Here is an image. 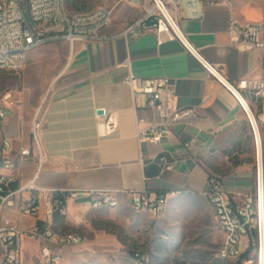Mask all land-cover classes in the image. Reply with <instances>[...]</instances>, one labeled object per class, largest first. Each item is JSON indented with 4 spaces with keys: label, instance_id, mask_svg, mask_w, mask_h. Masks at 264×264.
<instances>
[{
    "label": "crops",
    "instance_id": "1",
    "mask_svg": "<svg viewBox=\"0 0 264 264\" xmlns=\"http://www.w3.org/2000/svg\"><path fill=\"white\" fill-rule=\"evenodd\" d=\"M190 2L179 11L181 28L190 43L229 81L259 78L264 48L238 50L228 32V22L231 14L244 22L263 20L264 0H196L195 6L193 0ZM101 4V0H67L66 8L70 14H80ZM114 14L109 34L120 32L139 18L142 9L123 4ZM131 74L169 78L177 106L194 110L195 116L173 125L169 136L140 144L138 128L159 121L160 115L125 82ZM50 86L53 96L45 140L51 159L43 165L38 185L66 193L68 215L57 212L52 220L57 236L80 235L77 230L81 223L95 212L90 208L96 197L93 191H118L119 204L108 208L111 210L132 208L130 190L168 194L169 200L182 193L203 194L212 176L224 180L236 205L241 206L255 192L258 149L246 110L169 32L148 31L130 43L123 38L77 43L47 89ZM247 97L260 129L264 160V109L253 94L247 92ZM4 109L7 115L0 121V145L4 138L13 144L11 157L16 160L18 178L10 187L17 189L27 185L37 171L35 158L21 154L32 148V117ZM100 110L107 120L112 118L117 123L110 135H103L98 126ZM161 155L170 162L164 171L158 164ZM0 173L8 175L11 171L0 168ZM24 195L30 197L31 193ZM43 203L42 199L35 214L7 210L6 215L17 219L23 230L37 225L43 232L47 228ZM29 244H34L41 257L38 242L24 236L23 264ZM49 246L65 255L73 245L51 241Z\"/></svg>",
    "mask_w": 264,
    "mask_h": 264
},
{
    "label": "built area",
    "instance_id": "2",
    "mask_svg": "<svg viewBox=\"0 0 264 264\" xmlns=\"http://www.w3.org/2000/svg\"><path fill=\"white\" fill-rule=\"evenodd\" d=\"M66 1L0 0V71L12 72L22 77L27 55L39 47L54 42H67L72 55L77 43L88 44L114 38H123L130 43L138 40L148 31L169 32L172 39L178 40L218 82L236 96L252 123L258 149L255 192L249 195L241 206L236 205L231 193L226 189L224 180L212 176L203 194L207 197L214 210L218 226L224 233L222 245L217 252L218 257L237 263L253 245L260 260L264 250V160L263 153L260 160V148L262 150L260 129L249 106L247 92L253 94L264 109V60L259 78H242L237 83L226 79L221 69L208 62L190 43L181 28L179 11L183 6L191 5L190 0H101L100 7L80 14H70L66 8ZM193 1L195 6L196 0ZM122 4L140 8L142 14L120 32L109 34L107 30L113 22L115 10ZM228 32L233 45L240 51L264 48V19L244 22L231 14ZM125 82L133 88L136 96L145 97L147 106L158 111L160 115L159 121L138 128L140 144L169 136L173 125L195 116L194 110L177 106L172 81L167 77L139 78L131 74ZM52 96L53 87L50 86L43 93L32 116V148L22 150L21 154L35 158L37 171L24 187L17 189L10 187V183L18 178L16 160L11 157L13 144L11 140L4 138L0 145V168L11 171L8 175L0 173V264H23L24 236H30L38 242L41 264H59L64 258L61 251L51 249L49 246L51 241L70 246L84 242V238L78 234L56 235L52 220L57 212L64 216L68 215L66 193L59 189H43L38 185L42 167L51 159L46 148L45 133ZM6 115L7 111L1 108L0 118L3 119ZM97 123L103 135H110L117 128L115 120L112 118L107 120L105 113L97 114ZM158 164L163 171L170 167L166 155L159 157ZM260 166L262 186L259 176ZM26 191L31 193L30 197L24 195ZM92 193L96 197L90 204L91 209L113 208L119 204L118 191L105 190ZM128 193L131 195V206L134 210L146 212L153 217H160L168 205V194L151 193L147 189L130 190ZM42 199L47 222V228L43 232L37 225L23 230L17 219L6 215L7 210H17L23 215L38 213ZM249 262L251 261L246 259L243 264Z\"/></svg>",
    "mask_w": 264,
    "mask_h": 264
},
{
    "label": "rangeland",
    "instance_id": "3",
    "mask_svg": "<svg viewBox=\"0 0 264 264\" xmlns=\"http://www.w3.org/2000/svg\"><path fill=\"white\" fill-rule=\"evenodd\" d=\"M69 51L67 42L47 44L27 55L22 77L0 71V109L17 110L31 119ZM77 232L84 242L71 246L59 264H239L218 257L224 233L207 197L199 193L174 196L160 217L131 207L98 209ZM251 246L249 264H260ZM24 264H41L34 244L26 246Z\"/></svg>",
    "mask_w": 264,
    "mask_h": 264
},
{
    "label": "bare ground",
    "instance_id": "4",
    "mask_svg": "<svg viewBox=\"0 0 264 264\" xmlns=\"http://www.w3.org/2000/svg\"><path fill=\"white\" fill-rule=\"evenodd\" d=\"M260 153H261V148H260ZM260 160H261V154H260ZM260 183H261V186H262V169H261V166H260ZM259 263L260 264H264V250L262 251V255H261V259L259 260Z\"/></svg>",
    "mask_w": 264,
    "mask_h": 264
},
{
    "label": "trees",
    "instance_id": "5",
    "mask_svg": "<svg viewBox=\"0 0 264 264\" xmlns=\"http://www.w3.org/2000/svg\"><path fill=\"white\" fill-rule=\"evenodd\" d=\"M246 259H248V253L243 255L242 259L239 261V264H242V262Z\"/></svg>",
    "mask_w": 264,
    "mask_h": 264
},
{
    "label": "water",
    "instance_id": "6",
    "mask_svg": "<svg viewBox=\"0 0 264 264\" xmlns=\"http://www.w3.org/2000/svg\"><path fill=\"white\" fill-rule=\"evenodd\" d=\"M99 114L103 115L104 114V111L103 110H100L99 111Z\"/></svg>",
    "mask_w": 264,
    "mask_h": 264
}]
</instances>
